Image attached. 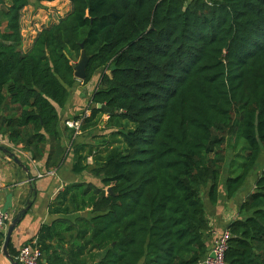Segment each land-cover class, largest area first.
<instances>
[{"label":"trees","instance_id":"trees-1","mask_svg":"<svg viewBox=\"0 0 264 264\" xmlns=\"http://www.w3.org/2000/svg\"><path fill=\"white\" fill-rule=\"evenodd\" d=\"M68 1L71 12L23 52L31 0H0V137L60 167L59 110L79 83L70 57L82 51L90 57L83 84L101 76L91 116L75 118L80 135L109 116L104 151L70 130L73 172L91 169L103 190L77 184L58 195L52 213L77 219L40 228L46 264H92L93 251L104 254L98 264H200L211 230L202 193L218 203L229 137L246 161L225 180L229 200L263 165L264 0ZM228 231L225 264H264V165ZM70 232L82 244L59 254L53 243Z\"/></svg>","mask_w":264,"mask_h":264},{"label":"crops","instance_id":"crops-1","mask_svg":"<svg viewBox=\"0 0 264 264\" xmlns=\"http://www.w3.org/2000/svg\"><path fill=\"white\" fill-rule=\"evenodd\" d=\"M70 91V96L65 109L59 110L61 116L60 131L63 137V146L66 151L65 157L59 168L48 169L46 166V158L41 162H36L31 157L22 151L11 148L6 138L0 137V145L9 148L15 152L16 156L21 161L22 165L17 164L6 154L0 151V204L4 211L11 215V221L21 209L26 208L30 202V209L26 216L16 227L12 239L8 245V254L18 263V255L20 249L30 243L37 242L39 230L44 225H52L55 222H64V228L71 223L75 224L77 215H56L52 213L53 206L58 202V195L65 190L67 186L82 185L84 189L94 188L103 190L101 178L95 176L91 169L77 174L73 172L75 164V151L72 148L70 140V128L68 123L76 121V117L91 116L92 106L91 99L94 92H91L90 86L84 85L83 82ZM84 86V87H82ZM79 120V118H78ZM109 121V116L104 115L102 122L96 131H85L79 137V142L88 146H93L104 151L106 145L100 143L103 137L111 133V130L105 129ZM82 133V132H81ZM87 164L90 168L94 167L92 157L87 159ZM264 165V164H263ZM263 165H260L256 170V179L260 177L263 171ZM227 169V168H226ZM49 173H52L49 175ZM230 171L223 173V176H228ZM43 175L39 178V175ZM250 181L245 189L232 199L226 196L225 182L220 186V199L216 205H212L209 198L205 197L206 190L203 191V198L207 210V217L210 223L211 230L208 235L207 243L209 250L213 247L218 237L223 232L228 230V226L239 218V207L250 196L255 189L256 181ZM106 190V189H105ZM90 209L81 213V217L89 219L91 217ZM84 213H87L86 216ZM10 221V223H11ZM9 223V225H10ZM8 225V226H9ZM66 225V226H65ZM8 228L3 233V244L0 251V264H14L4 253L3 246ZM74 232L65 233L64 243L54 242L53 246L59 254L66 251L70 252L73 248L79 247L82 243L80 240L74 239ZM89 251L86 250L82 258L89 259ZM95 261L92 264H98L103 257V252L93 251ZM44 264L46 260L44 259ZM202 264V262L200 263Z\"/></svg>","mask_w":264,"mask_h":264},{"label":"rangeland","instance_id":"rangeland-1","mask_svg":"<svg viewBox=\"0 0 264 264\" xmlns=\"http://www.w3.org/2000/svg\"><path fill=\"white\" fill-rule=\"evenodd\" d=\"M5 2L7 4H10V0H5ZM71 10L72 6L68 0H56L54 2L42 3H39L37 0H31L30 5L23 10L21 18V30L23 35L22 51H29L35 39L38 37L39 33L42 30H44L45 28H49L54 24H57L61 19L65 18L71 12ZM70 58L72 63L77 65L80 62L81 55L79 57L72 55ZM100 76L101 73H98L94 77L93 81L88 84V86H90L91 92H94L95 89L98 87ZM79 82L82 83L83 81ZM235 139V136L229 137L230 141L226 151L227 157L224 166L225 173L230 171V167L232 169V173L225 177L222 175V182H225L228 177H236L240 175L243 171L244 164L246 163L245 159L241 156L242 144L236 142ZM262 159L264 164V154L262 156ZM256 172L257 170L251 173L250 177L247 179L246 183L244 184L242 189L236 194V196L239 195L245 189V186L250 181L252 182L254 181V178L256 179ZM204 196L207 197L206 195ZM204 198L202 193L203 202H205Z\"/></svg>","mask_w":264,"mask_h":264},{"label":"built area","instance_id":"built-area-1","mask_svg":"<svg viewBox=\"0 0 264 264\" xmlns=\"http://www.w3.org/2000/svg\"><path fill=\"white\" fill-rule=\"evenodd\" d=\"M82 121H72L68 123V127L74 131L75 136L81 133ZM52 173H49L51 175ZM42 178L43 175H39ZM11 221V215L4 211L0 204V234L6 232ZM230 239L229 231L223 232L215 241L213 247L210 249L208 255L202 261V264H225L226 254L228 250V240ZM18 262L20 264H44V254L42 249L33 242L23 246L18 255Z\"/></svg>","mask_w":264,"mask_h":264},{"label":"water","instance_id":"water-1","mask_svg":"<svg viewBox=\"0 0 264 264\" xmlns=\"http://www.w3.org/2000/svg\"><path fill=\"white\" fill-rule=\"evenodd\" d=\"M90 57L86 55L84 51L81 53V59L80 62L75 65V77L79 81H84L87 77V68L89 65ZM101 106H99L100 108ZM0 151L6 154L9 158H11L14 162H16L19 165L21 164V161L19 158L16 156L15 152H12L9 148L0 145ZM108 194H113L112 189L108 188L107 189ZM30 209V202L27 204L26 208L21 209L17 214L14 216L13 220L11 221L10 225L8 226V231L6 234L5 238V243L3 246V253L14 263V260L10 258L8 254V245L12 239L13 233L18 226V224L22 221V219L26 216L27 212ZM86 216L88 215L87 213H84ZM15 264V263H14ZM16 264H20L19 262Z\"/></svg>","mask_w":264,"mask_h":264}]
</instances>
